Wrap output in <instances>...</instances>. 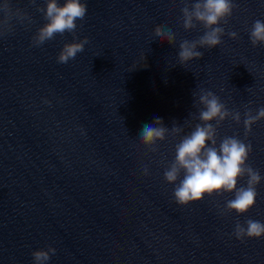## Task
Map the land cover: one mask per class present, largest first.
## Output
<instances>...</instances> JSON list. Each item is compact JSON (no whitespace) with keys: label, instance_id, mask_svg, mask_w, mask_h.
Segmentation results:
<instances>
[{"label":"water","instance_id":"95a60500","mask_svg":"<svg viewBox=\"0 0 264 264\" xmlns=\"http://www.w3.org/2000/svg\"><path fill=\"white\" fill-rule=\"evenodd\" d=\"M81 2L87 11L75 33L34 47L44 0H11L31 23L13 21L0 36V264H33L32 253L48 247L56 252L47 264H264V237L233 235L237 222L264 223V179L240 216L220 214L234 194L178 206L175 185L164 180L175 145L199 123L201 90L240 113L239 124H220L218 140L251 144L247 163L264 178V120L246 139L243 127L246 110L264 107V47L249 41L254 21H264V0H233L221 44L198 49L202 57L184 66L179 44L203 28L184 30L183 0ZM156 27L171 29L174 46L155 40ZM84 38L83 52L57 63L64 44ZM157 117L184 131L151 152L140 133Z\"/></svg>","mask_w":264,"mask_h":264},{"label":"clouds","instance_id":"9594fccd","mask_svg":"<svg viewBox=\"0 0 264 264\" xmlns=\"http://www.w3.org/2000/svg\"><path fill=\"white\" fill-rule=\"evenodd\" d=\"M28 2L31 5L36 4V0ZM183 2L181 21L184 30L186 32L196 30L200 25L203 28V35L196 40H184L179 44L177 58L181 66L199 60L203 53L198 49L210 50L221 44L225 32L224 27L220 25L227 23L235 8L233 0H195L191 4L188 0ZM44 3L45 7L36 8V11L43 14L46 23L37 29L32 37L34 47L54 39L57 34L75 33L76 21L83 20L87 11L86 3L81 0H63L62 4L58 3V0H44ZM13 21L31 23V18L24 10L14 8L11 0H3V3H0V36L13 31ZM154 35L157 42L166 41L173 46L175 44V36L171 29L156 27ZM228 36L233 40L238 38L235 31H230ZM249 41L253 48L258 45L264 47V21H254L249 31ZM88 42L87 38H84L79 42L64 44L56 58L57 63L66 64L75 59L78 53L84 51V45ZM135 68L132 67L129 71ZM43 103L50 102L44 100ZM197 104L199 110L194 119L199 123H196L175 145L174 160L166 167L164 180L169 185H175L173 198L178 206L199 202L206 196L234 194V198L226 202L220 214L244 215L253 208L257 198L256 187L264 178L261 177L259 170L247 163L252 151L251 144L235 135L225 136L219 140L217 137V129L223 121L230 118L239 124L241 115L239 112L228 111L219 97L211 91L201 90ZM260 120H264V107L259 108L255 115L250 109L244 112L245 139L251 131V126ZM183 131V127L175 124L169 131L163 126L162 119L157 117L152 123L143 126L140 144L149 151L156 152L157 143L163 142L166 135L177 137L181 136ZM142 174L145 176L149 174L146 166L142 168ZM245 177L246 186L237 187L238 181ZM233 235L238 241L260 239L264 237V223L252 219L246 220L243 225L237 222ZM55 252V248L52 247L34 251L33 264H47Z\"/></svg>","mask_w":264,"mask_h":264}]
</instances>
